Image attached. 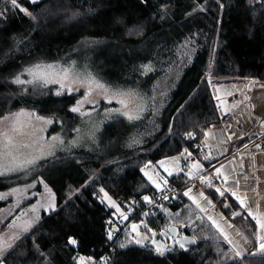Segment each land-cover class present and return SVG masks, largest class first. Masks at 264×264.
<instances>
[{
  "label": "trees",
  "instance_id": "1",
  "mask_svg": "<svg viewBox=\"0 0 264 264\" xmlns=\"http://www.w3.org/2000/svg\"><path fill=\"white\" fill-rule=\"evenodd\" d=\"M261 3L264 0H251V7L249 0H147V3L141 0H38L36 4L21 1L19 4L35 16V21L18 9H10L7 20L0 22V117L24 108L34 109L45 117L73 116L70 109L81 98L92 96L89 89L83 87L56 96L52 85L33 91L35 93L22 94L12 81L24 74L28 66L57 56L84 37L104 38L129 50V67L149 65L146 61L153 56L148 50L160 48L161 58L157 59L162 63L163 72L168 75L173 68L178 74L167 103L159 110L155 104H150L148 120L134 123L131 120L123 126L124 135H144L142 146L52 157L50 162L40 164L31 180L38 178L53 191L58 215L50 218L52 209H44L48 201L40 203L36 197L26 201V205H33L32 210L35 206L33 212L39 214L40 222L35 221L29 231L5 251L4 264H43L45 257L34 250L33 237L52 264H79L73 259L78 254L96 258L106 241L104 222L115 212L105 202L101 203V189L125 207L130 199L154 189L145 169L163 158L184 154V149L202 160L206 177L214 176L213 165L219 167L228 157L214 162L205 160L200 144L206 130L226 126L216 97L227 94L235 86L249 93L253 85H264V8ZM165 5L166 14L162 12ZM73 12L80 15L72 18ZM118 19L124 22L117 23ZM92 99L101 100L99 96ZM115 123L118 128L114 125L113 136L123 125L122 121ZM187 133L195 138L187 139ZM233 151L231 149L230 155ZM171 179L177 187V196L148 219L149 228L153 232L171 224L181 226L190 222L186 234L195 237L197 245L187 252L176 247L173 253L163 257L157 256L149 246H129L127 250L118 246L109 256L108 264H232L235 250L209 220L198 219V209L184 195V191L199 180L192 181L184 173L172 175ZM19 184L23 182H9L0 176V192ZM215 187L223 191L218 183L204 191L256 248V222L251 217L245 219L247 212L229 192L221 197ZM224 203L230 207L225 208ZM3 206L5 203L0 202V207ZM234 212L241 215H233ZM16 222L10 219L2 232L15 228ZM69 236L77 238L78 247L66 246ZM236 259L240 264H264V254Z\"/></svg>",
  "mask_w": 264,
  "mask_h": 264
},
{
  "label": "rangeland",
  "instance_id": "2",
  "mask_svg": "<svg viewBox=\"0 0 264 264\" xmlns=\"http://www.w3.org/2000/svg\"><path fill=\"white\" fill-rule=\"evenodd\" d=\"M148 53L153 56L152 59L146 61L149 65L129 67L127 64L129 50L122 49L117 43H112L104 38L84 37L70 48L59 52L57 56L48 60L46 59L43 62H36L27 67L29 68L36 64L54 65L53 69H45V71L50 74L52 79L59 78L65 86L61 87L60 83L53 82L44 84L40 81L24 85L16 84L21 89L22 94L40 91L45 87L53 85V93L55 94L59 91L61 93L59 96H62L67 91L75 92L79 88L84 87L89 89L91 87L92 96L95 98L99 96L101 100H93L92 96L81 98L79 100L81 103L79 105L76 103L73 106H78L80 111L74 113L73 116L63 115L61 118L53 116L45 117L39 115L34 109L24 108L0 117V176L9 182H23V184L0 192V195L4 197L0 199V202L5 203V206L0 207V247H3L5 251L8 249L6 244L11 242L14 245L20 236L25 233L23 227L28 222H31L32 225L36 221L35 218L39 216V214L34 215L32 210L33 205H26V201H29L32 197H36L40 203H47V201L56 203L55 194L45 182H41L38 178L31 180V178H34L37 170H39L42 162L48 163L52 160V157L80 156L84 152L97 154L105 152L108 149L123 150L128 149L131 145L133 147L143 145L144 135H138V137L133 135L131 137L128 133L124 135L123 126L127 125V122L131 120H133V123L137 120H148L149 115L147 113L149 112L150 104H155L159 110L163 104L167 103L169 92H171L174 86L173 80L178 74L177 70L173 68L169 71L168 75L163 72L162 63L158 60L161 58L162 53L160 48L149 49ZM62 69L68 71L69 75L67 79H64L62 75L60 77L55 75L56 73H60ZM85 75L103 84L107 91L97 88L95 83L88 81L81 83L75 79L76 76ZM20 78L32 80V77L26 71L20 75ZM255 89L256 87L253 85L251 91H255ZM216 91L219 93L218 89ZM121 100L124 101V104L119 102ZM125 113L131 115L133 119L129 120L128 115H125ZM137 116L139 119L136 118ZM38 117H43L44 119H38ZM47 120H52L53 123H46ZM120 121L123 123L122 130L113 136L112 130L114 129V125H117L115 122ZM226 129L225 127L226 136L230 138V134ZM53 137H57L58 139L53 140ZM61 140L63 143H60ZM131 140L133 141L131 142ZM258 153L250 158L254 159L253 161L251 160V170H248L247 166L245 167V160L239 163L227 160L223 165L230 164L229 169L226 170L231 175V177L229 175L228 177L229 180L231 179V184L237 190V193L243 194L251 203L256 198V204L262 209L264 206L261 203V198L264 197V163L262 162L264 152ZM185 156L184 154H179L166 157L161 159L164 161V166L158 163L161 161L159 160L155 165L145 169L148 175L152 176L158 183H161V187L157 188L150 180L152 185L157 189L163 188L164 184L162 181H164V175L169 176L164 171L165 167L172 171L173 175L177 173H184L186 175L191 170L193 176L188 177L186 175L190 180L201 179L200 175L206 171L205 164L202 160L197 159L193 163L199 161L204 166L202 170L190 169L188 167L183 171L181 161ZM173 157L177 159H171ZM243 158L247 159L248 157L244 156ZM29 160H35L36 163L30 165L27 163ZM235 163L239 166L232 169L231 167H235ZM213 173L218 180L215 172ZM253 177H255V180L250 181ZM28 180L30 181L27 182ZM218 182H221L224 189L228 188V183L226 185L222 180H218ZM45 185H47V188ZM14 189L16 190L15 192L13 191ZM229 190L231 191V189ZM105 192L108 194V197H111L119 205L106 190L102 192L100 200H103L109 207L115 209L116 213L114 215H120V212L111 206L108 198L105 197ZM212 204L214 208H217L214 202ZM119 208L120 211H124V207L119 205ZM44 209L47 211L51 210L46 206ZM198 211L199 217L209 220L207 211L202 212L199 209ZM10 219L17 221L16 223L18 224H13L15 228L2 232L5 224ZM140 219L135 221V223ZM213 226L217 229L215 225ZM148 230L146 229L141 234L151 237L152 232ZM259 230L260 228L257 226V231ZM104 233L106 234V239H108L106 231ZM261 235H264V233H260ZM120 242L122 241L119 240L117 246H119ZM247 242L249 246H242V256L264 254V252L261 253L259 250L258 244L255 248L251 246L253 244L248 240ZM99 255L100 252L97 257Z\"/></svg>",
  "mask_w": 264,
  "mask_h": 264
},
{
  "label": "built area",
  "instance_id": "3",
  "mask_svg": "<svg viewBox=\"0 0 264 264\" xmlns=\"http://www.w3.org/2000/svg\"><path fill=\"white\" fill-rule=\"evenodd\" d=\"M21 1L23 0H18L19 3ZM5 8L7 9L6 15L8 18L10 9L13 8L10 0H0V11H3ZM2 21H4V19H0V22ZM245 96H247L248 99H245ZM251 101L252 94L250 92L244 93L236 86L231 88L227 94L220 97L218 100V106L222 116L226 120L225 127L230 134V138L226 136L225 128H221L222 130L210 128L205 131V140L201 143V149L206 156L210 155L212 157L210 162H214L224 157H228L229 162L233 161L238 163L246 160L243 158L244 156H247V159H250L257 153V150H254V146L256 145H260L259 150L264 151V127L261 126V117H264V112L258 116L251 106ZM233 105L236 106L233 107ZM209 132L211 133L210 135L208 134ZM231 149H234V151L230 155ZM185 158L181 161L183 171L197 160L194 155H186ZM237 166L239 165L236 163V167ZM164 180H167V184H164L162 189L147 194L152 200L151 203L146 204L142 198L131 201L133 208L126 211L125 214L128 215L127 220H124L121 215L113 214L108 217L105 222V231L107 233L109 229H115L113 232V239L106 240L104 246L100 249L99 257L94 259V264L104 263V259L102 258L107 257L109 253L114 251L115 246L123 235L131 233V224L141 218L136 224L140 226L139 231L144 232L149 226L148 219L154 215L156 211L162 208L160 205L165 206L173 202L174 198L177 196V187L170 177L165 176ZM204 188H208V185L203 183L202 179H200L199 183H195L194 186L188 187L184 193L188 191V189H191L190 196L193 194L199 196L198 192L205 193ZM200 198L202 201L204 200L203 197ZM133 201H135L134 204ZM190 201L193 203L191 199ZM193 204L197 207L195 203ZM198 209L200 210V208ZM108 221H111V224L107 223ZM145 225H147V227H145ZM188 229L189 224H184L180 227V234ZM131 236L134 237L135 233H131ZM260 243L261 241L259 240L258 247L262 253L264 250L260 249ZM80 256L81 255L79 254L78 257Z\"/></svg>",
  "mask_w": 264,
  "mask_h": 264
},
{
  "label": "snow or ice",
  "instance_id": "4",
  "mask_svg": "<svg viewBox=\"0 0 264 264\" xmlns=\"http://www.w3.org/2000/svg\"><path fill=\"white\" fill-rule=\"evenodd\" d=\"M38 2V0H29L30 4H36ZM142 3H147V0H141ZM10 3L12 5L13 8L18 9L21 13H23L24 15L30 17L33 21H35V16L28 11L27 8H24L21 4H19L18 0H10ZM166 5H165V9H162V12L164 14H166ZM220 7L222 8L223 5H220ZM249 7H251V0H249ZM261 8H264V3H261ZM89 12H93L94 9H88ZM7 9L5 8L3 11H0V19H4L5 21L7 20ZM164 14L161 15V19L164 18ZM80 15L79 12H73L72 13V18H75L76 16ZM123 19H118L117 23H123ZM131 33V30H129ZM55 66L48 64V65H41V64H36L32 67L26 68L25 71L32 77V80H23L20 78V75H17L12 83L17 84V85H24L27 83H36L37 81H40L44 84H47L49 82H53V83H60L61 87H64L65 85L63 83H61V80L59 78L57 79H52L50 77V74L45 71V69H53ZM57 77H60L62 75V77L64 79H67L69 73L66 69H62L60 73H56L55 74ZM76 80H79V82L84 83L86 81L90 82V83H95L96 87L99 89H103L105 91H107V89H105V86L103 84H100L99 82L95 81L94 78H91L90 76H76L75 77ZM262 87H264V85H262ZM91 87L89 88V94H91ZM55 95L59 96L61 95V93L59 91H57L55 93ZM217 100H219V97H216ZM245 99H248L247 96H245ZM111 102V101H109ZM121 104H124V101L121 100L119 101ZM81 103V101H77V105H79ZM236 105H233V107H235ZM23 111V110H22ZM71 112L76 113L80 111V108L78 106L72 107L70 109ZM125 115H128V119L131 120L133 119V117L131 115H129L128 113H125ZM137 119H139V117H136ZM38 119H44L43 117H38ZM262 119V124L261 126L264 127V117H261ZM46 123H53L52 120H47ZM209 135L211 134L210 132L208 133ZM187 137L188 139H193V134L192 133H187ZM53 140L58 139L57 137H53ZM60 143H63V141L61 140ZM199 147V146H198ZM184 152L188 153V156H191L192 154L190 152H188V149H184ZM173 160L177 159L175 157L171 158ZM187 159V158H185ZM205 160L211 161L212 157L210 155L205 156L204 157ZM28 164H35L36 161L35 160H29L27 162ZM151 162H149L150 164ZM161 166H164V161L161 160L158 162ZM190 169H195V170H202L204 168V166L199 162L196 161L195 163L191 164L188 166ZM213 170L216 174V177L218 179H222L224 184L228 183L229 177L225 174L226 172V168L223 164L220 165V167H215L213 165ZM164 171L169 175L172 176L173 172L170 171L167 167L164 168ZM182 171V170H181ZM145 175L148 176V179L152 181L153 184L156 185L157 188L161 187V183H158L155 179H153L152 176L148 175L147 172H145ZM179 175V173H177V176ZM186 175L188 177H192L193 176V172L190 170L188 173H186ZM202 182L207 184L208 187H213V182L211 179L207 178V177H201ZM42 182V181H41ZM163 184H167V180L162 181ZM45 187L47 188V185H45ZM231 189V196L234 198V200L238 203V205L247 211V216L245 217V219H247L248 217H251L253 221L256 222V224L259 226V228L261 229L262 232H264V210H262L260 208V206L258 204H256L255 201H253L251 204H249L246 201V197L243 194H238L237 191L231 186L229 185L228 188L225 189V191ZM14 192L16 191L15 189L13 190ZM101 191L103 192L104 190L101 189ZM225 191H222L220 187H215V192L219 193V195L221 197H223L225 195ZM191 189H188V191H186L184 193L185 196H188L189 199H191L193 201V203H195L197 205L198 208H200V210L202 212H206L207 209L206 208H202L200 206L199 201L197 200V198L195 196H190ZM200 197H203V199L207 202V203H211V201L208 200V198L206 196H204L203 192H198ZM105 197L108 198L109 203L111 204V206L115 207L117 209L118 212H120L121 217L124 220L128 219V215L125 214L124 212L120 211L119 205H117L115 203V201H113L111 199V197H108V194L105 192L104 193ZM4 198L2 195H0V199ZM167 198V197H165ZM144 202H148L151 203L152 200L149 196L145 195L142 197ZM101 203H103V200H101ZM135 203V201H133V204ZM223 206L225 208H229L230 205H228L227 203H224ZM47 208L52 209V212L49 214L50 218H55L56 215H58V211H56V206L54 203H52L51 201L46 205ZM160 207H163L162 205H160ZM35 206L33 208V211H35ZM233 215H241V213L239 212H234ZM37 222H40V217L37 216L36 218ZM198 219H203L202 217H198ZM208 219L212 222L213 225H215L218 229V231L220 232V234L223 236L224 241L232 246V248L235 250V256L232 258V264H240V261L237 260V257H241L242 253H243V247L242 245H240V243L233 239L223 228L220 227V225L217 223V221L211 216H208ZM107 223L111 224V221H108ZM31 227V222H28L24 227L23 230L25 232L29 231V228ZM139 225L136 223L131 224V233H135V236H131V233L128 234V236L130 238H126L125 241L120 242L119 244V248L120 249H125L127 250L129 248V246H139L140 248H147L148 244L147 242H150V244L153 246L154 253L157 256L163 257L165 256L166 253H173L175 250V245L179 246L180 250H183L184 252L188 251V247L187 245L190 244H195L196 243V238L192 237V238H187V237H183L180 239H174L172 245H163L161 244L159 241H157L155 239V232H152L151 229H149V232H152V237H148L146 235L141 234V232L139 231ZM145 227H147V225H145ZM115 231V229H109L107 231V238L109 240L113 239V232ZM171 231L175 232L176 229L172 228ZM237 235H242L241 233H237ZM261 243H260V249L264 250V235H261L259 237ZM79 245V241L77 240L76 237L74 236H69L66 242V246H78ZM8 248H11L12 245L8 244L7 245ZM33 247L34 250L36 251V253L42 257H45V260L43 262V264H52V260L50 258H47V254L45 252H43L39 245L35 243V239L33 237ZM5 251V249L3 247H0V264H4V260L5 257L2 255V253ZM73 259H77L76 257H73ZM79 264H85V261L87 260V264H94L93 260L91 257H83L80 256L79 258ZM105 260V264H108V259L107 257L102 258Z\"/></svg>",
  "mask_w": 264,
  "mask_h": 264
},
{
  "label": "crops",
  "instance_id": "5",
  "mask_svg": "<svg viewBox=\"0 0 264 264\" xmlns=\"http://www.w3.org/2000/svg\"><path fill=\"white\" fill-rule=\"evenodd\" d=\"M255 87H256V89H255V91H251L250 90V93L252 94V101H251V106H252V108H253V110H254V112L259 116L260 114H262L263 112H264V91H263V89H264V87H262V85H254ZM238 87V86H237ZM256 102H258V104H256L255 105V103ZM260 152H262V151H259V153ZM258 153V154H259ZM262 162L264 163V159L262 160ZM245 163H246V168H248V170H251L252 169V167H251V159H246L245 160ZM229 167H230V164H226L225 165V168L226 169H229ZM235 167H236V163H235ZM225 174L228 176H230L231 177V175L227 172V170H226V172H225ZM220 181L222 180V179H219ZM231 180V179H230ZM230 180H228V186L229 185H231L233 188H234V186L231 184L232 182L230 181ZM255 180V177H253V178H251V180L250 181H254ZM227 185V184H226ZM263 190H264V188H263ZM237 191V190H236ZM227 192H229V193H231V191L230 190H227ZM209 200V199H208ZM210 201V200H209ZM246 201L249 203V204H251V201H249V200H247V198H246ZM255 201H256V198H255ZM212 203V202H211ZM211 203L209 204L210 205V207L211 208H214V206H213V204L211 205ZM261 203H263L264 204V197L263 198H261ZM218 208V207H217ZM214 208V209H216L217 211L219 210V212L221 213V215L222 216H224V218H226V220H227V222H228V224H229V226H231L232 228H233V230L236 232V234H230L229 233V229H228V227H226V226H224V227H222V226H220L221 228H223L231 237H233L235 240H237L239 243H240V245H242V246H249V243L247 242V240L245 239V237L243 236V235H237V233H241L239 230H238V228L235 226V225H233L229 220H228V218L225 216V214L222 212V211H220V209L218 208ZM262 210H264V206L262 207ZM210 215V214H209ZM260 233L261 234H263L264 232H262L261 231V229L258 231V240H260L259 239V237H260ZM11 238V237H10ZM8 244H11V242L10 243H7L6 244V246L8 245ZM12 245V244H11ZM13 246V245H12ZM12 248V247H11ZM8 249H10V248H8Z\"/></svg>",
  "mask_w": 264,
  "mask_h": 264
},
{
  "label": "bare ground",
  "instance_id": "6",
  "mask_svg": "<svg viewBox=\"0 0 264 264\" xmlns=\"http://www.w3.org/2000/svg\"><path fill=\"white\" fill-rule=\"evenodd\" d=\"M205 140V138L203 139V141ZM202 143V142H201ZM260 150H257V152H259ZM262 151V150H261ZM262 152H264V151H262ZM245 165V167H246V164H244ZM225 166V165H224ZM232 169L233 168H237V167H231ZM214 174V173H213ZM165 176H167V175H164V177ZM200 176H205V173H202ZM167 177H170L171 178V176H167ZM209 179H211L212 180V182H213V186L215 185V183H217L218 182V180L215 178V175L213 176V177H208ZM199 181H200V179H199ZM219 183V185H221V182H218ZM154 187V186H153ZM221 187H222V185H221ZM209 188V187H208ZM223 188V187H222ZM205 189H207V188H205ZM155 190H158L156 187H154V189L151 191V192H153V191H155ZM223 191H225V189L223 188ZM151 192H148V193H146V194H144V195H142V196H140V197H137V198H132V199H130L129 200V202H128V204L124 207V213H126V211L127 210H129V209H132L133 207H132V205H131V201L132 200H139V199H141L143 196H145V195H147V194H150ZM227 191H225V193H226ZM205 193H206V191H205ZM192 196H195L196 198H197V200L199 201V203H200V205L201 206H203V207H205L206 209H207V213L208 214H210L216 221H217V223L220 225V226H222V227H224V226H226V227H228V229H229V233L230 234H236V232L233 230V228L231 227V226H229V224H228V222H227V220H226V218H224V216H222L221 215V213H219L216 209H214V208H211L210 207V205H209V203H207L205 200H203L202 201V199L197 195V194H193ZM205 196L208 198V199H210L211 201H212V199L209 197V195L206 193L205 194ZM213 202V201H212ZM146 204H149L148 202H145ZM214 204H216L215 202H214ZM217 205V204H216ZM202 207V208H203ZM218 207V206H217ZM219 208V207H218ZM220 209V208H219ZM221 211V210H220ZM116 212H113L111 215H113V214H115ZM110 215V216H111ZM109 216V217H110ZM184 224H189V229H190V223H184ZM184 224H182L181 226H177L178 227V234H177V237H183V236H185V235H187L186 234V232L189 230H186L184 233H182V234H180V227H182ZM148 225H149V223H148ZM171 226V225H170ZM169 228V227H168ZM168 228L167 229H162V230H159V231H161V232H168ZM147 229H150L149 228V226H148V228ZM153 232H156V231H153ZM172 239H175V236H173V235H171V234H168ZM126 238H130L129 236H128V234H125V235H123L121 238H120V241H122L123 239H126ZM233 238V237H232ZM234 239V238H233ZM107 240V239H106ZM259 241V240H258ZM106 242V241H105ZM105 244V243H104ZM251 246H253V245H251ZM117 245L115 246V248H114V251L112 252V253H109V255L107 256V258H109V256L111 255V254H113L115 251H116V249H117ZM101 249V248H100ZM81 255V254H80ZM79 256V254L77 255V258H79L78 257ZM81 256H83V255H81ZM94 259H96V258H93V262H94ZM78 261V263H79V259L77 260ZM87 261V260H86ZM103 264H105V260H104V263Z\"/></svg>",
  "mask_w": 264,
  "mask_h": 264
},
{
  "label": "water",
  "instance_id": "7",
  "mask_svg": "<svg viewBox=\"0 0 264 264\" xmlns=\"http://www.w3.org/2000/svg\"><path fill=\"white\" fill-rule=\"evenodd\" d=\"M251 85V83H249L248 84V88H249V86ZM261 124H262V121H261ZM218 130H222L221 128H218ZM187 137V136H186ZM195 138V136H193V139ZM187 139H188V137H187ZM260 149V145H256V146H254V150H259ZM184 154H186V152H184ZM149 165H151V163L149 164ZM172 228H175L176 229V231L175 232H173V231H171V229ZM155 239L157 240V241H159L161 244H163V245H172V243H173V240L174 239H172L168 234H171V235H173V236H175V239H180V238H183V237H187V238H192L193 236H191V235H185V236H183V237H177V234H178V227L176 226V225H171L169 228H168V232H161V231H156L155 232ZM151 237H152V235H151ZM146 243L148 244V246L149 247H152L153 248V246L150 244V242H147L146 241ZM197 239H196V243L195 244H188L187 245V247H188V250L190 249V248H192V247H194V246H196L197 245ZM79 246V245H78ZM78 246H75V247H78ZM175 248L176 247H179L178 245H175L174 246ZM93 260V259H92ZM85 264H87V261H85Z\"/></svg>",
  "mask_w": 264,
  "mask_h": 264
}]
</instances>
